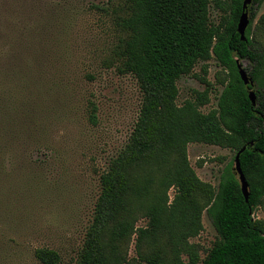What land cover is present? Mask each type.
Returning a JSON list of instances; mask_svg holds the SVG:
<instances>
[{"label": "trees", "instance_id": "16d2710c", "mask_svg": "<svg viewBox=\"0 0 264 264\" xmlns=\"http://www.w3.org/2000/svg\"><path fill=\"white\" fill-rule=\"evenodd\" d=\"M262 1L251 0L241 39L243 0H122L113 55L119 72L136 78L142 100L126 143L99 175L92 217L72 264H264V218L254 215L264 206V12L252 28ZM211 5L220 11L217 21L210 18ZM210 58L220 66L215 80L222 89L216 106L204 112ZM200 61L204 89L178 104L177 79ZM238 64L252 84H244ZM191 142L234 152L216 186L189 164ZM243 146L239 162L248 200L233 166ZM152 165L161 171L156 182L145 168ZM204 210L217 236L202 257L191 238L203 228ZM140 218L145 224L137 225ZM132 240L135 256L128 257ZM34 256L42 264L60 261L48 247L36 248Z\"/></svg>", "mask_w": 264, "mask_h": 264}, {"label": "rangeland", "instance_id": "374dc122", "mask_svg": "<svg viewBox=\"0 0 264 264\" xmlns=\"http://www.w3.org/2000/svg\"><path fill=\"white\" fill-rule=\"evenodd\" d=\"M121 4L0 0V264H42L34 256L38 247L55 249L57 264L76 258L99 193V175L126 143L142 100L136 78L120 73L113 55ZM254 12L252 28L264 0ZM219 15L211 5L210 18L217 21ZM259 37L264 43V31ZM206 62L212 88L204 112L216 106L222 89L215 80L216 59ZM202 63L177 79L178 104L204 89ZM233 155L217 145L187 144L189 164L215 186ZM145 168L156 182L160 169ZM168 194L173 196V188ZM254 215L264 218V206ZM145 221L140 218L137 225ZM201 222L191 241L201 246L203 257L217 233L205 210ZM133 256L132 240L128 257Z\"/></svg>", "mask_w": 264, "mask_h": 264}, {"label": "water", "instance_id": "95a60500", "mask_svg": "<svg viewBox=\"0 0 264 264\" xmlns=\"http://www.w3.org/2000/svg\"><path fill=\"white\" fill-rule=\"evenodd\" d=\"M251 0H243L242 3V12L238 18V22H237V32L240 35L241 39H245V30L248 26L249 23V18H248V13H247V7L248 4L250 3ZM238 72L239 75L242 79V81L244 82V84H252V80L250 79L249 75L247 74V71L244 69V67L241 64H238ZM248 96L249 99L251 100L252 103L255 102V93L253 90H250L248 92ZM245 148V146H243L236 154L234 157V170L238 176V180L240 182V188H241V192L244 196L245 200H248V196H249V191H248V184L247 181L244 177V174L241 170L240 167V162H239V154L241 151H243Z\"/></svg>", "mask_w": 264, "mask_h": 264}]
</instances>
